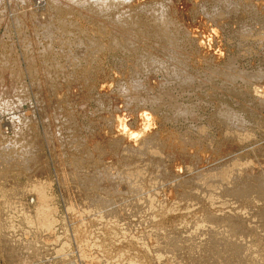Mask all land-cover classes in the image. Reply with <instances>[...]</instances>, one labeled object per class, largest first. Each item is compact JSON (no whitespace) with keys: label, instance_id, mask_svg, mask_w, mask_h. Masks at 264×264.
Returning <instances> with one entry per match:
<instances>
[{"label":"rangeland","instance_id":"374dc122","mask_svg":"<svg viewBox=\"0 0 264 264\" xmlns=\"http://www.w3.org/2000/svg\"><path fill=\"white\" fill-rule=\"evenodd\" d=\"M0 264H264V0H0Z\"/></svg>","mask_w":264,"mask_h":264},{"label":"bare ground","instance_id":"6f19581e","mask_svg":"<svg viewBox=\"0 0 264 264\" xmlns=\"http://www.w3.org/2000/svg\"><path fill=\"white\" fill-rule=\"evenodd\" d=\"M103 7H105L104 5H102ZM101 6V7H102ZM261 54V53H260ZM143 115V114H142ZM147 117V116H146ZM124 127V126H123ZM126 128V127H125ZM124 128V129H125ZM129 134V133H128ZM133 134V133H132ZM8 159H11V157H7ZM257 163V162H256ZM110 172V171H109ZM113 172V171H112ZM118 174V173H117ZM116 175V174H115ZM219 175H221V174H219ZM107 177H109V176H113V175H110V174H108V175H106ZM225 176V175H224ZM105 178V177H104ZM106 179V178H105ZM244 179V178H243ZM105 182V181H104ZM110 182V181H109ZM107 183V184H110V183ZM114 183H115V181H114ZM99 184H101V183H99ZM231 184V183H230ZM114 184H113V182H112V186H113ZM201 185V184H200ZM226 185V184H225ZM99 186V185H98ZM103 187H101V185H100V187H101V189H103V188H105L104 187V185H102ZM115 186V185H114ZM228 186V185H227ZM226 186V187H227ZM108 187V186H107ZM106 187V188H107ZM230 187V186H229ZM127 193V192H126ZM224 193V192H223ZM234 195V194H233ZM74 196H76L75 194H74ZM74 196H72V198L74 197ZM71 197V196H70ZM96 197V196H95ZM105 197V196H104ZM233 197V196H232ZM77 198H79V196H77L76 198H74V199H76L77 200ZM81 198V197H80ZM80 198L78 199V200H80ZM84 197H82L81 199H83ZM91 198V197H90ZM100 198V197H99ZM69 199H71V198H69ZM84 199H86V198H84ZM82 200V201H84L83 203L81 202V204L80 203H73V201H72V199L71 200H69L68 201V207H69V209L71 208L72 210H73V208L75 209V208H77L76 210H78V209H80L81 211H87V209H88V211H89V207L90 208H93V210L95 209V210H99V209H97V208H102L101 207V205H99V204H106V203H104V200L101 198L100 199V201L98 202V201H96V199H94L95 200V202L100 206V207H98V205L97 204H95L94 202H93V200H90L89 199V201H88V199H86V200ZM92 199H93V197H92ZM98 199V198H97ZM103 200V201H102ZM109 200V199H108ZM75 201V200H74ZM111 201V200H110ZM80 202V201H79ZM109 202V201H108ZM115 203V202H114ZM235 203V202H234ZM96 205H97V207H96ZM107 206V205H106ZM115 207H116V205H115ZM106 208V207H105ZM112 206H111V208H110V210L112 211ZM79 210V211H80ZM117 210V209H116ZM110 211V212H111ZM94 212V211H93ZM113 212V211H112ZM85 213V212H84ZM107 215H109V214H107ZM100 216V215H99ZM116 216V215H115ZM123 217V216H122ZM121 217V218H122ZM207 222V221H206ZM257 226V225H256ZM261 226V225H260ZM257 228V227H256ZM133 229V228H132ZM261 229V228H260ZM134 230V229H133ZM222 231V230H221ZM214 232V231H213ZM204 233V232H203ZM203 235V234H202ZM205 235V234H204ZM208 235H210V233L208 234ZM247 235V234H246ZM195 236V235H194ZM197 236V235H196ZM212 237V236H211ZM242 237V236H241ZM209 239H210V237H209ZM208 239V240H209ZM212 239V238H211ZM243 239V238H242ZM244 240V239H243ZM239 241V240H238ZM201 242V241H200ZM209 242V241H208ZM205 244V243H204ZM244 244V243H243ZM242 245V244H241ZM79 247V246H78ZM206 247V246H205ZM246 248V247H245ZM80 250V249H79ZM237 250V249H236ZM152 252V251H151ZM241 252V251H240ZM242 254V253H241ZM84 261V260H83ZM245 263V262H244Z\"/></svg>","mask_w":264,"mask_h":264}]
</instances>
